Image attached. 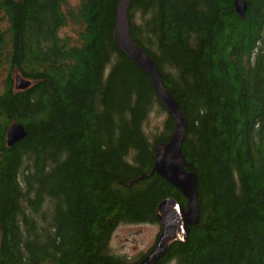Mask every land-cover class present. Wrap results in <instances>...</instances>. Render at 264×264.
I'll use <instances>...</instances> for the list:
<instances>
[{"label": "trees", "instance_id": "obj_1", "mask_svg": "<svg viewBox=\"0 0 264 264\" xmlns=\"http://www.w3.org/2000/svg\"><path fill=\"white\" fill-rule=\"evenodd\" d=\"M119 1L0 0V264H130L110 252L115 230L160 225L166 200L187 207L154 171L174 122L148 134L167 111L116 43ZM236 1L130 7L133 42L187 118L199 180V222L158 264H264V0H243V18ZM15 123L27 136L9 147Z\"/></svg>", "mask_w": 264, "mask_h": 264}, {"label": "water", "instance_id": "obj_2", "mask_svg": "<svg viewBox=\"0 0 264 264\" xmlns=\"http://www.w3.org/2000/svg\"><path fill=\"white\" fill-rule=\"evenodd\" d=\"M133 0H120L117 9L115 40L124 53L137 67L151 78L156 96L168 116L174 122V133L168 142L156 146V162L154 171L168 183L174 186L186 199L184 208L173 200L164 201L159 207L158 219L162 227L157 244L152 251L137 264H158L167 254L169 245L174 240L185 242L191 229L198 224L199 209V180L194 172L187 170L183 145L188 131L186 116L180 105L166 88L163 77L153 59L131 38L129 11ZM236 12L244 17L247 3L243 0L235 2ZM15 86L23 91L31 86V82L22 76L15 77ZM27 136L24 127L18 123L10 126L7 132V144L13 147Z\"/></svg>", "mask_w": 264, "mask_h": 264}, {"label": "rangeland", "instance_id": "obj_3", "mask_svg": "<svg viewBox=\"0 0 264 264\" xmlns=\"http://www.w3.org/2000/svg\"><path fill=\"white\" fill-rule=\"evenodd\" d=\"M71 1L76 5L78 0ZM168 117L167 112H163L157 108L154 110L147 127L151 138L154 139L155 136L158 137L163 133L164 124ZM161 229L162 227L159 224L121 225L111 237L110 252L122 257L130 264H137L155 247L161 234Z\"/></svg>", "mask_w": 264, "mask_h": 264}]
</instances>
